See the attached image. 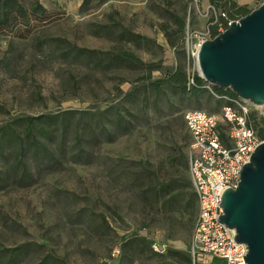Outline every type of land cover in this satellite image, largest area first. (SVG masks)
I'll return each instance as SVG.
<instances>
[{"label": "rangeland", "instance_id": "374dc122", "mask_svg": "<svg viewBox=\"0 0 264 264\" xmlns=\"http://www.w3.org/2000/svg\"><path fill=\"white\" fill-rule=\"evenodd\" d=\"M38 1L48 21L0 29V264H191L197 203L186 185L191 139L183 114H219L225 102L157 91L147 76L154 81L178 66L187 73L161 27L176 30L178 18L179 40L187 30L204 32L214 23L204 14L211 0ZM218 1L250 12L264 2ZM114 24L145 40L121 41ZM115 51L141 63L111 61ZM249 107L264 114V106ZM40 116L55 118L36 121L46 151L14 123ZM7 130L24 139L23 158ZM166 183L173 191L158 195ZM137 237L147 245L131 241Z\"/></svg>", "mask_w": 264, "mask_h": 264}, {"label": "built area", "instance_id": "2783aa9c", "mask_svg": "<svg viewBox=\"0 0 264 264\" xmlns=\"http://www.w3.org/2000/svg\"><path fill=\"white\" fill-rule=\"evenodd\" d=\"M197 4L198 0H194ZM197 6V5H196ZM204 14L215 16V9L207 6ZM215 23V22H214ZM209 23L202 33L187 30L183 49L188 62V85L198 75L197 54L202 43L211 40ZM230 22L228 23V25ZM222 32L217 27V35ZM207 89H211L205 84ZM223 100L219 114L187 111L183 114L186 131L191 139L188 154V173L196 196L197 213L189 246L191 264H247V248L234 241L235 231L220 222L223 215L221 195L226 189L235 190L240 180L239 172L249 162L251 154L261 143L253 130L247 126L248 103L239 98L216 96ZM155 251L157 246L153 245Z\"/></svg>", "mask_w": 264, "mask_h": 264}, {"label": "water", "instance_id": "95a60500", "mask_svg": "<svg viewBox=\"0 0 264 264\" xmlns=\"http://www.w3.org/2000/svg\"><path fill=\"white\" fill-rule=\"evenodd\" d=\"M197 64L204 84L229 90L253 107L264 106V2L204 41ZM241 169L237 188L221 195L218 219L235 231L236 243L246 246L247 264H264V141Z\"/></svg>", "mask_w": 264, "mask_h": 264}, {"label": "trees", "instance_id": "16d2710c", "mask_svg": "<svg viewBox=\"0 0 264 264\" xmlns=\"http://www.w3.org/2000/svg\"><path fill=\"white\" fill-rule=\"evenodd\" d=\"M90 0H83V6H86ZM211 5L215 9V16L210 15V19H212L215 23L214 25L209 26V34L211 38L217 36V27L223 26L225 29L228 27V23L231 21H235V15L239 16L238 18H242L245 15L249 14L245 7L236 8L235 3L233 2H225L224 4L218 0H211ZM220 9L223 12H220ZM235 9L234 12L232 10ZM221 13V14H220ZM50 19L47 15L46 9L42 6V4L38 0H33L25 6L21 0H0V29L5 30L8 34L16 32V29L19 27L30 30L32 27H35V24L45 23ZM176 19V18H175ZM178 28L176 30H170L168 26H162L161 31L165 38L167 45L170 48L176 49L180 47L183 57L185 56V51L183 49V40L182 38L179 40V35L181 32L184 33L185 23L183 20L176 19ZM120 29L119 39L121 41H125L127 43H139L144 41L145 39L137 34H133L130 30L123 28L118 24H114ZM113 27V26H112ZM107 28H111L108 26ZM96 53L95 51H92ZM109 59L111 61H115L121 63L122 61L140 64L141 62L137 60L134 55L128 52L115 51V54H109ZM186 60V59H185ZM147 81L150 82V85L155 90H161L164 86L170 88L172 91H175L185 100L191 99H200V97L204 96L206 98H211L213 95L216 96H226L228 98H236L234 94H232L229 90H220L217 88H211L210 90L205 87L204 82L198 77V75H194L193 84L188 85V75L185 72L184 66H178L172 71L165 72L160 78L150 81V75L147 76ZM221 100V99H220ZM219 102V100L217 101ZM226 103V102H225ZM224 103V105H225ZM54 117H36V118H21L15 119L14 123H17L23 128V138L28 141L29 145L33 146L35 149H41L42 151H46L44 145L38 142L36 139V134L42 137L44 136L45 128L41 129L36 126V121H46L45 123L49 124ZM246 123L249 128L253 130L259 141H264V114L258 115L252 107H249V112L246 117ZM5 135H8L11 141L10 143H14L15 138H18L16 141L19 147V153L17 154L20 158H23L28 152L29 149H24L22 146L23 138L17 137L13 135L10 130L4 131ZM38 147V148H37ZM21 160V159H20ZM188 188L192 190L190 180L186 182ZM158 195L161 194L163 197L169 195L171 193L172 187L171 184H161L159 186ZM192 193V194H191ZM192 201L196 196L192 190L191 192ZM184 194H179L177 197L183 198ZM194 198V199H193ZM197 203V202H196ZM197 210V209H196ZM136 241L142 245H147V243L140 238H133L131 240ZM11 259V258H9ZM187 260L189 263L191 262L190 258L187 256Z\"/></svg>", "mask_w": 264, "mask_h": 264}]
</instances>
